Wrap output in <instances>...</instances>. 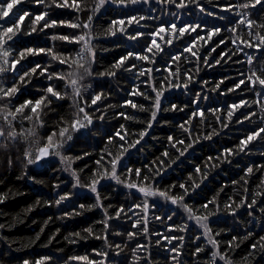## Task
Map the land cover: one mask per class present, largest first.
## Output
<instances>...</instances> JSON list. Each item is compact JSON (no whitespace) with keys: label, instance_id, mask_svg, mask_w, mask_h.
Returning a JSON list of instances; mask_svg holds the SVG:
<instances>
[{"label":"trees","instance_id":"trees-1","mask_svg":"<svg viewBox=\"0 0 264 264\" xmlns=\"http://www.w3.org/2000/svg\"><path fill=\"white\" fill-rule=\"evenodd\" d=\"M176 2L178 3L179 0ZM245 2L247 0H196V4H193L190 0H185L186 7L181 9L174 4L162 3L161 0H147V2L140 0L136 4L123 7L111 3L105 4L95 13L92 12L95 0H80L82 5L80 12L72 8H57L51 4V0H46V4L49 5L47 9L44 5H38L36 0H23L17 6L19 15L28 12L32 18L47 10L48 21H57V27L32 32L29 35L32 21L26 17L22 32L8 45V50L16 53L13 58L18 59L19 52L26 48H52L54 54L60 57V60H67V63L53 60L51 55L40 54L29 56L22 61L19 74L11 71L0 73V86L12 87L15 82L19 88L17 94L9 101L0 102V109L6 107L7 111L15 112L16 108L25 101L35 104L37 100L45 98L38 108L39 122L33 116L30 107L18 113L15 118L9 117L11 123L4 119L5 113L0 111V130L4 132V135L0 136V196L5 197L0 202V225H3L0 227V264H24L26 260L29 264H35L43 257L50 258L46 264H66V262L88 264V261L70 260L71 257L81 256H88L95 264H225L219 256L213 260V252L217 251L231 261V264H264V247H261L264 245V240L261 239L264 238V204L258 203L254 210L241 206L236 210L235 215L224 207L230 199L239 204L241 199L247 198V203H250L253 194L264 193V184H261L264 180V171H254L252 175L245 177V170L248 167L264 165V155H262L264 138L250 144L246 152H237L229 157V161L213 160V166L206 171V178L204 169L208 157L215 158L226 148L236 149L239 141L249 132L264 127V111H261L260 106L255 103L258 99L256 93L244 86L229 92V89L239 83L241 73L248 75L251 67L255 66L258 69L264 66V50L245 48L246 53L254 56L253 65H249L245 54L238 52L237 45L230 42L239 37L237 44L243 47L244 45L240 44L241 40H251L248 36L249 29L246 27L237 26V32L230 31L236 26L237 13L223 10L229 3ZM201 7L204 8L203 12L200 10ZM247 11L257 25L264 24V3L257 4ZM209 12L214 15H208ZM89 15L93 16L91 31L95 38L93 45L95 59L91 65V75H85L79 81L81 96H75L67 85L71 79L76 78L70 76V73L79 75L83 72L72 64L80 46L69 41L53 40L52 37L69 36L71 39L73 33L82 34L80 29H73L68 24L88 22ZM130 16H144L146 19L139 25H131V31L126 28V34L118 31L116 36L105 34L112 20ZM16 19L18 20L19 16ZM60 21L66 23L61 25ZM161 22L166 26L176 24L178 27L201 25L199 36L204 37L205 40H207L205 29L211 30L215 26L222 31L218 37H213L207 43L196 40V33H192L190 37L186 35L174 40L171 45L157 38L162 52L156 56V69H164L166 62L178 52H182L183 48L193 40H196L198 55L202 58L199 62L195 58L182 59L179 62L181 69L192 71L194 80L186 89L173 88L165 93L163 99L165 110L158 113L153 126L148 129V134L135 148L130 149V154H126L124 160L128 168H142L157 161L165 150H169V157L166 158L167 163L164 165L165 171L160 176H156V171H153L152 176L155 180L147 182L129 176L127 168L118 169V175L123 181L136 182L139 186L154 183L155 189L159 191L168 190L176 185L170 195H182L178 185L186 184L191 195L190 198H185V202L193 209V215H207L201 210V206L216 198V204L209 209L214 214L209 217L208 223L212 237L217 242L216 248L208 243L207 237L203 235L204 230L194 220L187 219L188 214L182 207L172 205L162 197L148 198L150 210L147 213L148 233L145 234L142 225L139 231L133 228L137 217L128 212L129 209L136 213L142 211L133 207L143 203L144 197L141 193L125 187L124 184L103 180L98 187L103 207H95L93 205L96 203V194L91 193L86 187H73L75 181L71 173L69 174L71 170H75L81 184L86 185L94 172L104 171V168L98 167L96 162L100 160L105 149L113 155L120 151L123 142L117 137L109 144V136L118 130L126 131L129 133L128 143H131L139 139V132L147 128L151 119V101L143 96L131 98L138 106L143 105L148 111H143L139 107L122 108L121 105L125 100L130 99L128 93L136 86L154 97L155 94L143 83L147 77L137 79L141 68H150L153 65L135 59L131 60V64L137 65L135 70H129L130 64L120 69L115 68L114 65L121 56L127 55L128 51H140L151 42L146 37L132 41L128 39L129 35H135L136 31L144 33L154 31ZM38 27H42V24ZM255 31L260 29L257 28ZM160 35L165 39L172 38L170 31ZM221 39L225 40L224 45L220 44ZM205 57L209 65H205L203 59ZM217 60L221 63L217 64ZM37 64L46 67L48 72L41 75L37 71L21 83L20 76ZM197 67H199L198 72ZM175 68L176 65L173 64L172 70L174 71ZM109 72H114L115 75H107L106 73ZM102 73L105 75H101ZM48 74H53L54 79L49 81ZM57 74L64 79H56ZM152 75L154 77L152 83L156 84L167 73L158 71ZM221 81L223 83H220ZM218 84L219 88H217ZM49 86L60 92L63 98L51 97L47 93ZM156 86L159 87L158 84ZM101 93L104 99L98 102V107H89L92 98ZM197 93H200L199 97ZM242 99L249 102L248 108L239 109L238 112L243 115L237 114L233 117V121H229L227 116L229 106L238 104ZM193 100L199 101L200 110L205 112V116L203 122L199 116L191 122L189 127L192 138L185 140L184 147L192 143L193 139L212 133L214 129L216 134L212 135L211 139H199L184 156L177 159L179 152L170 148L168 137L184 139L179 126L189 119L192 111L196 110L195 105L191 103ZM173 104L183 108L184 111L170 110ZM77 106L85 108L92 117L93 123L71 133L72 139L60 150L61 155L68 158L71 169L65 170L66 164L54 155L43 158L39 167L27 164V158L35 159V154L39 148L46 146L47 138L53 132L57 134L54 137L56 141L61 139L59 130L76 119ZM212 109L220 111L215 113L208 111ZM120 112L132 118L125 119L119 115ZM250 112L255 114L250 120L244 121L243 124L235 122L243 121L244 116L249 115ZM30 116L33 118L29 119ZM219 116H223L222 122H217ZM224 124L228 127H223ZM121 125H124L123 130L120 129ZM33 128L35 134L29 135V129ZM11 131H15L17 136L8 138L7 133ZM180 150L182 151L183 148ZM26 153H30L27 158ZM197 166L201 167V173H196ZM108 170L110 171V167ZM242 177L247 183L242 181ZM234 181L236 183H233ZM193 182L200 185L195 189L194 194L191 189ZM65 193H70L69 198L57 205L55 201ZM256 199L259 202L264 197L257 196ZM80 205L85 207L81 209ZM121 207L125 209V213L117 218L116 210ZM73 211L80 214L65 215ZM105 212L111 218L110 230L104 228ZM169 216L173 217L171 221L168 219ZM157 217L161 219H156ZM140 218L143 220L142 216ZM185 225H187L185 231L178 230ZM88 228L92 229L91 236L85 232ZM170 228L173 230L170 231ZM130 232H136V235L129 237ZM75 233L81 235L75 236ZM165 237L170 238L171 243ZM180 237H183V240ZM233 237L237 239L233 241ZM157 239L160 241L159 244ZM73 240L75 242H72ZM229 242H232L231 247ZM254 244L257 245L256 249L252 248ZM137 245L146 246L143 251L137 250L139 261L133 257V250L137 249ZM172 247H176L180 253L176 261H173V253L169 251ZM198 247L202 251L193 255ZM104 252L108 253L106 258L97 254Z\"/></svg>","mask_w":264,"mask_h":264},{"label":"snow or ice","instance_id":"snow-or-ice-1","mask_svg":"<svg viewBox=\"0 0 264 264\" xmlns=\"http://www.w3.org/2000/svg\"><path fill=\"white\" fill-rule=\"evenodd\" d=\"M23 2V0H0V73H3L5 71H11L14 74H19L21 68H22V61H24L29 56H37L40 54H48L52 56L53 60H60V57L54 54L52 48H26L23 51L19 52V58L14 59L13 57L16 56V53L13 51L8 50V45L10 42L14 41V38L18 37V34H20L23 30V26L25 25L26 21L25 18H29L32 21V28L31 32L28 33L31 35L32 32L42 31L43 29L47 28H54L57 27V21L52 20L48 21L47 17L49 15V12L46 10L44 12H41L39 15H36L34 18H32L31 14L28 12H24L23 15H19V12L17 11V6L20 5ZM140 2V0H95V6L92 9V12H98L105 4H116L118 6H127L128 4H136ZM147 2V0H145ZM162 3H169L174 4L177 8H184L186 7L185 0H179L177 3L176 0H161ZM191 3L196 4V0H190ZM36 3L38 5H44L46 9L49 7V5L46 4V0H36ZM264 3V0H247L245 3L240 4H232L229 3L224 6V11H231L237 13V18L235 20V25L230 29L231 32L235 33L237 32V26H243L249 29L248 36L251 37V40H241L240 44H243V47H240L237 44V39H232L230 42L233 45H237V51L240 53H244L247 63L249 65H253L254 56L252 54H248L245 52V48H255L257 50H264V24L257 25L255 21H253L249 15H248V9L254 8L257 4ZM51 4L54 5L57 8H72L77 12L82 11V5L80 3V0H71V3H69V0H51ZM199 7V5L197 4ZM200 10L203 12L204 8L201 7ZM208 15H214V13L209 12ZM19 16V19L17 20L16 17ZM93 19L92 15L88 16V22H80V23H70L68 24L69 27L73 29H80L81 33L80 35H76L75 33L72 34V37L70 39L69 36H53V40H62V41H69L71 43L78 44L79 51L76 54V59L72 60V64L76 65L78 69H82L83 72L79 75L76 73H70V76H76L75 79H71L68 83V87L72 89V92L75 96H81V88L79 86V81L83 79L85 75H91V65L94 62L95 59V49H94V36L92 34V24L91 21ZM146 18L144 16H130L122 19L112 20L110 22L109 28L106 30L105 34L109 36H116L117 31L121 34H126V28L131 31L130 26L133 24L139 25L141 21L145 20ZM222 19V17H221ZM61 25L65 24V21L59 22ZM42 27H38V25H41ZM10 25V26H9ZM117 26L118 29H117ZM259 28L260 31H255V29ZM201 30V25H184L181 27H178L176 24H171L170 26H166L164 22H161L160 26H158L154 31L144 33L141 31H136L135 35H129L128 39L132 41H138L142 37H146V39H150V43L147 44L146 47H142L140 51H128L127 55L121 56L120 59L115 63L114 67L117 69L124 68L127 65H131L129 70H135L137 68L136 64H131V60L135 59L136 61H146L149 64H152L153 66L150 68H141V70L138 73L137 79L140 77H147L143 83L151 89V92L154 93V97L151 96L147 91H141L138 86L133 87V90L128 93V96L130 99L125 100L121 107H131L133 109L139 107L143 111H148V109H145L143 105H137L132 97L136 96H143L145 99L152 102L151 107V119L148 121L147 128H145L143 131L139 132V139L128 143V136L129 133L126 131L121 132L118 130L115 134L108 137L109 144L113 143L114 140L118 137L119 141H122L121 148L118 154L113 155V153L108 152L105 149L104 154L101 156L100 160H98L96 163L98 167L104 168V171H97L93 173L92 178L90 179V182L86 185H82L81 181L78 177V174L75 170H71V175L75 181L73 184V187H86L91 193L96 194V203L95 207H103L101 203V197L98 193V187L101 186L103 180H112L115 181L117 184H124L125 187L129 189H135L139 193H141L144 197V201L141 205H134V208H139L142 211L140 213L132 212L131 209L128 210L131 215L136 216V222L133 223V228L137 229V231L140 230V226H143V231L145 234L148 233V227H147V213L150 210V204L148 202V198L150 197H162L166 201H170L172 205L182 207L184 211L188 214L187 219L188 220H194L197 225H199L200 228L204 230L203 235L207 237L208 243L211 244L214 248L217 247V242L212 237L211 229L208 227L209 223V217L213 215L211 211H209L210 207L213 204H216V198H213L212 200L207 201L201 206V210L205 211L207 215L198 216L193 215V209L189 207V205L185 202V198H190V192L189 188L186 186V184L181 183L178 185V187L182 190V195H170L172 190L176 187V185L171 186L168 190L165 191H159L155 189L154 183L151 184H145V186H139L136 182H125L121 179L120 175H118V169L121 168H127V173L129 176H135L137 178H140L142 181H154L155 177L152 176V172L156 171V176H160L161 173L165 171L164 165L167 163V159L169 157V150H165L162 153V156L157 159V161H153L149 165H144L142 168H128L127 165L124 163L126 154H130V149L135 148L137 144L141 142V140L144 139V137L148 134V129L153 126V123L156 121L157 115L160 111H163V99L165 96V93L169 89L173 88H187L188 84L191 83L194 80V75L191 70L184 71L179 67V62L182 59H189V58H195L197 62L202 58L200 55H198L199 49L196 48V40L203 41L204 43H207L208 41L212 40L213 37H218L222 31L219 27H213L211 30L205 29L207 32V40L204 39V37L199 36V31ZM166 31H170L172 34L171 39H165L164 36H161L160 34L165 33ZM192 33H196L197 37L196 40H193L191 44H189L187 47L183 48L182 52H178L177 55L172 56L171 60L166 62V67L164 69H156L155 63H156V56L158 53L162 52L161 44L158 43L157 38L159 37L161 40H164L165 43L171 45L173 44L174 40H179L184 36H191ZM253 41H255L253 43ZM215 42V41H213ZM220 44L224 45L225 40L221 39ZM219 47V45H217ZM216 49L214 48L213 51ZM189 54V55H185ZM223 56V54H222ZM205 65H209V61L207 58H203ZM61 63H67V60H60ZM217 64L221 63L220 60L216 61ZM175 64L176 68L173 71L172 65ZM19 66V67H18ZM37 71L40 72L41 75H44L48 72V69L40 64H37L34 68H32L29 72H24L23 76H20V82L23 83L26 78H30L32 75L36 74ZM158 71H164L167 73V75L160 81H157L156 84H153L152 81L154 79L153 73ZM196 71H199V67L196 68ZM250 74L245 75L243 73L239 76V83H236L234 88L229 89V92L235 91L237 89H241V86H244L246 88H249L252 92L256 93V96L258 99L255 101L257 105L260 106L261 111H264V66H261L260 68H256L255 66L251 67L249 70ZM107 75H115L114 72L106 73ZM105 75V74H101ZM56 79H64L61 75H56ZM49 81L54 79L53 74H48ZM207 83V82H205ZM220 83H223L221 81ZM159 85L157 87L156 85ZM217 88H219V84L217 85ZM259 89V91H257ZM19 91V88L15 85V82H13L12 87L7 86H0V102L3 101H9L12 97H14L17 92ZM47 93L50 94L51 97H56L57 99L63 98L61 96L60 92H57L54 90L52 86H49L47 88ZM67 94V93H65ZM200 93H197V96L199 97ZM45 98L42 97L41 100H37L35 104H32L31 101H25L23 105L16 108L15 112L7 111V108L0 109V111H3L5 113L4 119L8 120L9 123H11V118H15V116L18 113H21L24 111L25 108H31V112L33 116L36 118L37 122H39V113L38 108L40 107L42 101ZM104 99L103 94H97L95 95L91 100V106H97L98 102L102 101ZM75 103V101H74ZM193 105H195V111H192L191 116L187 121H184L179 127L181 129L182 134H184V139H175L173 136L168 137V141L170 144V148L176 149L177 152H179V157H182L185 155L186 152L190 148H192L194 143H197L199 139H211L212 135L216 134L215 129L212 133L208 135H201L197 137L196 139H193V142L188 144L187 147H184L185 140L192 138V132L189 125L191 122L199 116L203 122V118L205 116V112L203 110H200L199 101L193 100L191 102ZM249 102L245 100H240L238 104L234 103L229 106V111L227 113L229 121H233V117L237 114L243 115V113L238 112L239 109L248 108ZM78 107V112L76 113V119H73L71 124L68 126L61 127L59 130V137L61 138L59 141H56L54 137H56V133L53 132L52 135L48 136L47 138V144L44 147L39 148L38 152L35 154V159L27 158L30 156V153H26L27 158V164L31 165L34 163H37L41 161L43 158L48 157L49 155H56L60 156L61 162L66 164L65 170H70L71 165L68 163V158L61 155V149L64 147V144L72 139L71 133L77 132L82 128H85L88 125H91L93 123L92 117L88 114L87 111H85L84 107ZM172 111H184L183 108L178 107L176 104H173L171 106ZM213 113L220 111L219 109H212L208 110ZM119 115L125 119H131V116L126 115L124 112H120ZM254 113H249V115L244 116L243 121H235L236 123L243 124L244 121H248L254 116ZM29 119H32L33 117H28ZM103 117H101L102 119ZM223 116L217 117V122H222ZM223 127H228L227 124H224ZM120 129H124V125L120 126ZM29 135L35 134V128L29 129L28 131ZM4 132L3 130H0V136H3ZM8 138H14L17 136V133L15 131H11L7 133ZM264 138V127H259L255 131L249 132L245 138L241 139L239 141V145L236 147V149L232 148H226L222 153H219L217 157H208V163L204 165L205 169V178H206V171L210 166L212 165L213 160H217L220 162L229 161V157L235 155L237 152H246L248 150V146L252 144L254 141ZM127 145V146H125ZM183 148L181 151L180 149ZM264 155V153H262ZM80 157H78L79 159ZM108 167H110V171L108 170ZM196 173H201V167H196ZM254 171H264V165H256L255 168L250 166L245 170V177L250 176L254 173ZM189 179L191 180V175L189 176ZM244 183H247V180L244 179V177L241 178ZM233 183H236L235 181ZM261 184H264V180L261 181ZM200 185L193 182L191 184L192 194H194L195 189L198 188ZM70 196V193H65L64 195H60L59 198L55 201L57 205H60L63 201L67 200ZM257 196L264 197V193L257 192L253 194V198L251 199L250 203H247V198L241 199L240 203L237 204L234 201H231L228 204H225L224 207L227 209L231 214L235 215L236 210L240 208L241 206H245L249 209H255V207L258 205V203L264 204V199H261L259 202L256 199ZM5 197L0 196V202L3 201ZM153 204H155V201H153ZM90 206V207H93ZM85 206L80 205V208L83 209ZM217 211H219V206H217ZM125 213V209L121 207L120 209L116 210V217L119 218L121 215ZM79 212L73 211L71 213H65L66 216L71 215H79ZM143 217V220H141L140 217ZM105 221L103 222L104 228L110 230V224L109 220L110 217L107 216V212H105ZM156 219H161L160 217H157ZM168 219L171 221L173 219L172 216H169ZM46 224L48 221L45 222ZM0 227H3V225H0ZM187 225L184 227L179 228V231H185ZM172 231L173 229H169ZM41 232H43V229H41ZM85 232L88 233L89 236H91L92 229L88 228L85 229ZM75 236H80V233H75ZM129 237H133L136 235V232H130ZM218 235V234H217ZM38 238V237H37ZM165 239H168V242L171 243V239L168 237H165ZM174 239V238H172ZM181 240H183V237H180ZM197 239H200V237H197ZM237 238L233 237V241H235ZM264 240V238H261ZM105 240H107V237H105ZM72 242H75L73 240ZM159 239H157V243L159 244ZM232 246V242H229V247ZM117 249H119V245L116 246ZM261 247H264V245H261ZM253 249L257 248V245H252ZM145 245H137V249L133 250V257L135 260L139 261V257L137 256V250H145ZM173 253L172 259L173 261H176L177 256L180 255L179 250L176 247H172L169 249ZM202 251L201 248L196 249V253L193 255H196ZM98 255H102L105 258L107 257L108 253H97ZM251 255V254H250ZM219 256L220 260H224L225 264H231V261H228L224 255H221L218 251L213 252V260ZM250 258V257H249ZM49 257H43L40 260H37L35 264H46L47 261H49ZM70 260H79V261H88V264H95L94 261H90L88 256H81V257H71ZM24 264H29V261H24ZM68 264V262H66Z\"/></svg>","mask_w":264,"mask_h":264},{"label":"rangeland","instance_id":"rangeland-1","mask_svg":"<svg viewBox=\"0 0 264 264\" xmlns=\"http://www.w3.org/2000/svg\"><path fill=\"white\" fill-rule=\"evenodd\" d=\"M54 157L55 158H58V159H60V157L59 156H56V155H54ZM46 158V157H45ZM34 167H39V166H41L42 165V161H39V162H37V163H34V164H32ZM71 172H69V174H70Z\"/></svg>","mask_w":264,"mask_h":264}]
</instances>
